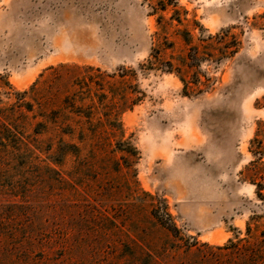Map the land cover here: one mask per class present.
Wrapping results in <instances>:
<instances>
[{"label":"rangeland","instance_id":"obj_1","mask_svg":"<svg viewBox=\"0 0 264 264\" xmlns=\"http://www.w3.org/2000/svg\"><path fill=\"white\" fill-rule=\"evenodd\" d=\"M154 1L0 0V122L17 129L0 146V264H264V200L246 171L257 131L264 146V0H178L212 35L230 31L238 53L203 66L218 80L198 96L172 74H138L146 97L121 115L131 169L91 149L60 166L44 151L57 133L32 136L74 65L138 70ZM162 202L174 235L151 214Z\"/></svg>","mask_w":264,"mask_h":264},{"label":"trees","instance_id":"obj_2","mask_svg":"<svg viewBox=\"0 0 264 264\" xmlns=\"http://www.w3.org/2000/svg\"><path fill=\"white\" fill-rule=\"evenodd\" d=\"M150 8V15L157 16L158 32L149 57L139 64L138 70L121 66L108 73L92 66L74 65L70 91L60 107L50 112L45 124L34 125L32 136L57 133V140L44 150L53 163L61 166L66 158L86 155L85 151L91 149L90 155H108L123 163L125 169H131L139 153L132 138L125 135L121 115L132 111L146 97L138 74H172L181 82L184 96H198L213 91L218 80L203 66L211 65L216 70L238 53L239 42L230 31L212 35L195 18H188V11L180 7L178 0H155ZM168 10L171 14L166 18L164 14ZM0 130L3 131L0 132L3 147V140L11 142L9 133L17 129L5 121L0 122ZM19 145L28 152L38 150L30 141H20ZM101 147L102 153H97ZM250 152L255 160L247 167V177L255 187L256 196L264 200V146L258 131L250 142ZM151 214L162 227L176 234L165 203L155 206ZM247 231H250L249 226ZM232 243L229 240V245Z\"/></svg>","mask_w":264,"mask_h":264}]
</instances>
